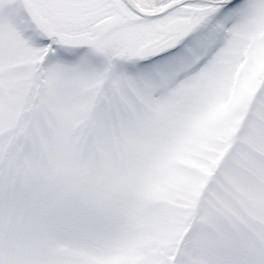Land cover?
<instances>
[{"label": "snow or ice", "instance_id": "1", "mask_svg": "<svg viewBox=\"0 0 264 264\" xmlns=\"http://www.w3.org/2000/svg\"><path fill=\"white\" fill-rule=\"evenodd\" d=\"M0 264H264V0H0Z\"/></svg>", "mask_w": 264, "mask_h": 264}]
</instances>
